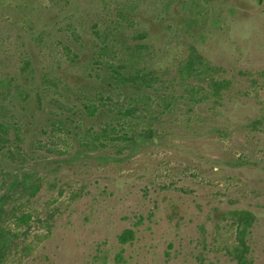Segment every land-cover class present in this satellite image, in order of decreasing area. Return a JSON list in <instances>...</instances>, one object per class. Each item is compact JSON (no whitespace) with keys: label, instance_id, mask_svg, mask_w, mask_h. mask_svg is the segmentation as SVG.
<instances>
[{"label":"trees","instance_id":"1","mask_svg":"<svg viewBox=\"0 0 264 264\" xmlns=\"http://www.w3.org/2000/svg\"><path fill=\"white\" fill-rule=\"evenodd\" d=\"M203 6L15 1L22 16L16 40H0V264L33 250L34 228L53 226L57 213L41 216L37 201L62 169L124 163L163 147L175 126L201 118V108L222 105L234 91L235 76L188 41L202 33ZM250 122L264 125V108ZM229 214L237 232L228 252L237 264H252L256 217L244 209Z\"/></svg>","mask_w":264,"mask_h":264},{"label":"rangeland","instance_id":"2","mask_svg":"<svg viewBox=\"0 0 264 264\" xmlns=\"http://www.w3.org/2000/svg\"><path fill=\"white\" fill-rule=\"evenodd\" d=\"M0 1V40L10 43L22 16L16 0ZM201 1L206 21L188 41L235 76L234 91L175 126L163 147L62 169L37 201L41 216L57 213L53 226L34 228L33 250L8 264H237L235 209L255 215L249 257L264 264V125L250 124L264 108V0Z\"/></svg>","mask_w":264,"mask_h":264}]
</instances>
